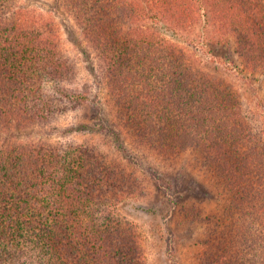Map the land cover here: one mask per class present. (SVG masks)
Wrapping results in <instances>:
<instances>
[{
    "label": "trees",
    "instance_id": "trees-1",
    "mask_svg": "<svg viewBox=\"0 0 264 264\" xmlns=\"http://www.w3.org/2000/svg\"><path fill=\"white\" fill-rule=\"evenodd\" d=\"M96 54L123 126L168 160L192 157L227 195L206 225L200 264H264V137L237 92L198 68L165 33L207 8L250 70L264 67V0H61ZM51 21L0 0V128L48 127L90 98ZM162 188L171 184L148 168ZM139 178L96 146L9 143L0 136V264H146L118 206Z\"/></svg>",
    "mask_w": 264,
    "mask_h": 264
},
{
    "label": "rangeland",
    "instance_id": "rangeland-1",
    "mask_svg": "<svg viewBox=\"0 0 264 264\" xmlns=\"http://www.w3.org/2000/svg\"><path fill=\"white\" fill-rule=\"evenodd\" d=\"M22 6L54 25L62 51L76 67V78L67 86L84 92L90 101L48 127L0 128L2 139L96 146L136 174L144 188L116 211L136 225L146 264H200L206 225L193 224L185 216L190 208L209 214L226 202L227 195L215 185L211 171L192 157L168 160L139 145L118 116L95 52L61 0H22ZM164 38L183 49L198 68L229 84L240 98L245 119L264 137V67L253 71L243 64L234 40L217 32L207 8L192 29L165 33ZM148 168L159 172L172 189L160 187Z\"/></svg>",
    "mask_w": 264,
    "mask_h": 264
}]
</instances>
